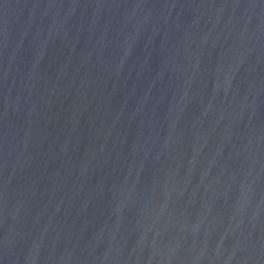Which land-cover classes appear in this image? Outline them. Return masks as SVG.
<instances>
[{
	"label": "water",
	"instance_id": "1",
	"mask_svg": "<svg viewBox=\"0 0 264 264\" xmlns=\"http://www.w3.org/2000/svg\"><path fill=\"white\" fill-rule=\"evenodd\" d=\"M0 264H264V0H0Z\"/></svg>",
	"mask_w": 264,
	"mask_h": 264
}]
</instances>
